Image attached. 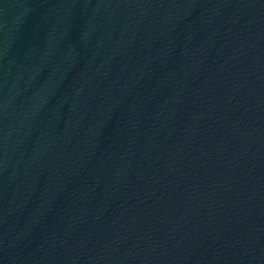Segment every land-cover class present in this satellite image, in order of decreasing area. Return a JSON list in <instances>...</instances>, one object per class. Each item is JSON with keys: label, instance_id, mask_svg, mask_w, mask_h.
I'll return each mask as SVG.
<instances>
[{"label": "water", "instance_id": "1", "mask_svg": "<svg viewBox=\"0 0 264 264\" xmlns=\"http://www.w3.org/2000/svg\"><path fill=\"white\" fill-rule=\"evenodd\" d=\"M264 118V0H0V264H151Z\"/></svg>", "mask_w": 264, "mask_h": 264}]
</instances>
